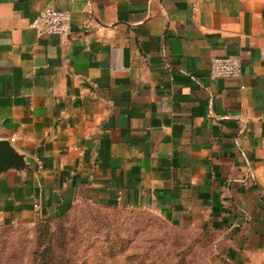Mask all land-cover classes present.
Returning a JSON list of instances; mask_svg holds the SVG:
<instances>
[{
	"label": "crops",
	"instance_id": "obj_1",
	"mask_svg": "<svg viewBox=\"0 0 264 264\" xmlns=\"http://www.w3.org/2000/svg\"><path fill=\"white\" fill-rule=\"evenodd\" d=\"M44 7L70 35L35 33ZM216 56L241 76L210 78ZM0 140L26 164L0 225L130 208L263 251L264 0H0Z\"/></svg>",
	"mask_w": 264,
	"mask_h": 264
},
{
	"label": "rangeland",
	"instance_id": "obj_2",
	"mask_svg": "<svg viewBox=\"0 0 264 264\" xmlns=\"http://www.w3.org/2000/svg\"><path fill=\"white\" fill-rule=\"evenodd\" d=\"M232 243L158 212L79 204L34 224L0 225V264H264V249L231 254Z\"/></svg>",
	"mask_w": 264,
	"mask_h": 264
},
{
	"label": "built area",
	"instance_id": "obj_3",
	"mask_svg": "<svg viewBox=\"0 0 264 264\" xmlns=\"http://www.w3.org/2000/svg\"><path fill=\"white\" fill-rule=\"evenodd\" d=\"M29 26L34 29L37 35L68 36L71 33V14L67 10L44 7L39 10ZM241 74L242 66L237 58L233 56H216L211 59L209 66L210 78H239Z\"/></svg>",
	"mask_w": 264,
	"mask_h": 264
},
{
	"label": "water",
	"instance_id": "obj_4",
	"mask_svg": "<svg viewBox=\"0 0 264 264\" xmlns=\"http://www.w3.org/2000/svg\"><path fill=\"white\" fill-rule=\"evenodd\" d=\"M26 168L24 156L7 140H0V173L8 169L23 170Z\"/></svg>",
	"mask_w": 264,
	"mask_h": 264
},
{
	"label": "trees",
	"instance_id": "obj_5",
	"mask_svg": "<svg viewBox=\"0 0 264 264\" xmlns=\"http://www.w3.org/2000/svg\"><path fill=\"white\" fill-rule=\"evenodd\" d=\"M55 216H58V215H55ZM40 219H43V218H40ZM41 221V220H40Z\"/></svg>",
	"mask_w": 264,
	"mask_h": 264
}]
</instances>
